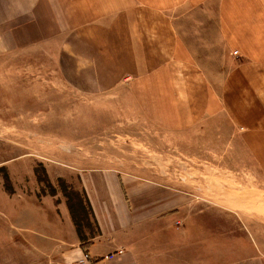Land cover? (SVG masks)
Returning <instances> with one entry per match:
<instances>
[{"label": "crops", "instance_id": "1", "mask_svg": "<svg viewBox=\"0 0 264 264\" xmlns=\"http://www.w3.org/2000/svg\"><path fill=\"white\" fill-rule=\"evenodd\" d=\"M8 48L35 49L83 93L124 88L171 138L216 121L228 158L216 155L210 199L200 182L194 194L43 165L55 187L62 178L86 193L99 233L84 248L65 197L42 192L22 151L0 162L1 229L47 243L52 264H264V0H0V54ZM18 124L5 121L0 138Z\"/></svg>", "mask_w": 264, "mask_h": 264}, {"label": "rangeland", "instance_id": "2", "mask_svg": "<svg viewBox=\"0 0 264 264\" xmlns=\"http://www.w3.org/2000/svg\"><path fill=\"white\" fill-rule=\"evenodd\" d=\"M8 49L0 54V134L5 121L22 126L12 128L13 138H0V162L26 151L30 167L40 175L45 165L71 172L111 168L194 194L200 182L205 184L202 196L211 198L212 168L221 167L217 156L228 158L227 146L214 140L216 121L208 124L205 134L192 128L187 138H171L148 121L146 112L134 111V98L124 88L118 93H83L35 49ZM63 62L68 70V62ZM22 89L29 92L27 103L15 98L11 105L12 93ZM223 165L228 166V159ZM46 245L18 230L0 227V264H52L55 258L44 252Z\"/></svg>", "mask_w": 264, "mask_h": 264}, {"label": "trees", "instance_id": "3", "mask_svg": "<svg viewBox=\"0 0 264 264\" xmlns=\"http://www.w3.org/2000/svg\"><path fill=\"white\" fill-rule=\"evenodd\" d=\"M38 182L42 185V192H48L54 195L57 191V186L65 197L72 222L75 226L78 238L82 247L86 248L91 240L99 233V228L96 223L91 205L88 201L84 190L76 191L64 179L58 178L56 187L49 181L45 169H41L40 175L34 168ZM6 188L10 189L8 177L3 174ZM84 229L87 233L84 232Z\"/></svg>", "mask_w": 264, "mask_h": 264}, {"label": "built area", "instance_id": "4", "mask_svg": "<svg viewBox=\"0 0 264 264\" xmlns=\"http://www.w3.org/2000/svg\"><path fill=\"white\" fill-rule=\"evenodd\" d=\"M234 53H236V51H234Z\"/></svg>", "mask_w": 264, "mask_h": 264}]
</instances>
